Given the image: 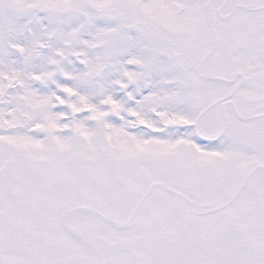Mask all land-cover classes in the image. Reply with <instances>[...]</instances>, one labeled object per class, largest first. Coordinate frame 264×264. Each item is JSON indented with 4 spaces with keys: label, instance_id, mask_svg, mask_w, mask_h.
I'll return each instance as SVG.
<instances>
[{
    "label": "snow or ice",
    "instance_id": "obj_1",
    "mask_svg": "<svg viewBox=\"0 0 264 264\" xmlns=\"http://www.w3.org/2000/svg\"><path fill=\"white\" fill-rule=\"evenodd\" d=\"M0 264H264V0H0Z\"/></svg>",
    "mask_w": 264,
    "mask_h": 264
}]
</instances>
